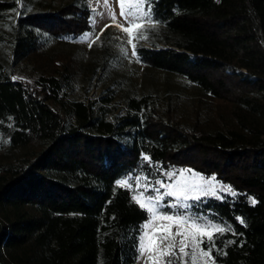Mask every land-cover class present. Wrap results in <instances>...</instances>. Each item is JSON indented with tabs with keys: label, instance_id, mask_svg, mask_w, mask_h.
I'll list each match as a JSON object with an SVG mask.
<instances>
[{
	"label": "trees",
	"instance_id": "trees-1",
	"mask_svg": "<svg viewBox=\"0 0 264 264\" xmlns=\"http://www.w3.org/2000/svg\"><path fill=\"white\" fill-rule=\"evenodd\" d=\"M21 1L0 0L10 66L91 30L87 0L37 14L20 10ZM149 6L159 40L138 44L137 61L186 79L208 109L226 107L197 108L187 124L171 106L160 110L149 95H133L123 114L109 117L110 91L71 103L70 122L54 105L64 102L75 71L30 83L0 61L1 143L42 145L25 163L0 165V264H136L149 218L132 199L136 181L149 196L157 180L181 170L215 176L237 193L190 209L228 229L212 234L215 262L264 264V0H145Z\"/></svg>",
	"mask_w": 264,
	"mask_h": 264
},
{
	"label": "rangeland",
	"instance_id": "rangeland-1",
	"mask_svg": "<svg viewBox=\"0 0 264 264\" xmlns=\"http://www.w3.org/2000/svg\"><path fill=\"white\" fill-rule=\"evenodd\" d=\"M73 1L22 0L20 10L26 14L53 12ZM137 3L138 0H124L125 13L127 14L129 11L133 13L126 20L121 15L120 0H87L88 7L92 11L90 18L91 30L89 32L84 33L77 39L54 40L45 54L39 57L35 56L31 60L24 61L16 66H10V51L6 42L9 25L0 23V61L11 71L13 77L30 83L34 82L40 75L47 76L55 72L60 75L64 67L75 71V76L70 80V83H65L62 94L64 102L54 105L69 117L70 122H74V118L69 112L71 103L94 101L112 91L113 100L109 104H105L109 109V117L124 113L125 101L129 96L149 95L160 110L171 106L178 120L190 124L194 120L196 109L206 110L210 103L204 100L205 98L202 97V93L197 87L189 84L183 77L151 69L137 61L135 54H133L136 46L142 43V45L149 47V42L159 40L157 34L161 30L160 25L154 23L151 17L149 19L144 15L147 12L144 4H141L138 10L135 7ZM25 6L30 11H25ZM20 10L17 9L16 12H13L12 17L17 15ZM137 15L140 17L138 21L136 20ZM113 16L115 19H113ZM133 22L139 23L140 27L131 28ZM125 28L130 29V32H125ZM85 34H88L87 39H84ZM100 105L101 101L98 100L96 107ZM216 106L219 108L226 107L225 104L222 105V103L217 102L206 111L216 110ZM41 148L42 145L39 142H32L23 147L10 148L2 145L0 139V165L25 163V161L32 159ZM181 171L171 179L168 177L163 183L173 185L178 182H186L188 184H199L204 189H208L209 185L204 181H211V188L214 190L215 195L211 192L206 196L201 194V200L208 197L223 198L224 195L229 194L222 191V186L229 185L217 180L215 176H212L215 177V180H212V177H206L192 170H183L184 175L181 176ZM201 177H203V180H201ZM141 185V182L136 183L135 189H139L138 193H144L143 197H139L141 203H147L145 199L147 195L141 190ZM156 187H159V185ZM166 190V188H159V194H163ZM138 193L135 195H138ZM150 195L155 197L158 193L153 191L152 188ZM166 198L167 202H165ZM169 203H175L174 198L164 196L162 204L167 205ZM187 203L193 205L196 202L187 201ZM164 208H168L169 213L174 214L191 213L190 209H172L169 207H161L159 211L164 212ZM150 215L149 213V218L145 223L150 221ZM199 222L201 221L199 220ZM161 224L166 225L168 222L160 219L152 220L147 231L152 233L153 230H156L157 235H159ZM144 231L143 228L141 235ZM173 231H176L175 227H173ZM186 231H190V229H186ZM179 239L177 237V240ZM206 240L207 237L204 236L203 242ZM203 242L200 247L207 251L203 247ZM186 251L190 255L181 257L178 264H193L192 255L195 253H193L192 242H188ZM149 255L148 251H145L144 256L139 254L136 264H150ZM211 257L214 259L212 254ZM195 264H205V258L197 256ZM208 264H212V261L209 260ZM215 264L217 263L215 262Z\"/></svg>",
	"mask_w": 264,
	"mask_h": 264
},
{
	"label": "snow or ice",
	"instance_id": "snow-or-ice-1",
	"mask_svg": "<svg viewBox=\"0 0 264 264\" xmlns=\"http://www.w3.org/2000/svg\"><path fill=\"white\" fill-rule=\"evenodd\" d=\"M145 0H138V3L135 7L139 10L141 4H144ZM121 4V15L127 20L130 16L133 15L131 11L127 14L124 11V0H120ZM25 11H30V9L25 6ZM151 8L149 6L148 11L144 13L146 17L150 19ZM113 19L115 17L113 16ZM140 17L137 15L136 20L138 21ZM140 27L139 23L133 22L131 28L135 29ZM125 32H130V29L125 28ZM88 38V34H85L84 39ZM135 54V53H133ZM144 159L150 162V157L145 156ZM190 171V170H189ZM175 172L168 173L169 178L175 176ZM180 175L183 176V170L180 172ZM145 180L147 177L144 178ZM203 180V177H201ZM212 180H215V177H212ZM139 179L136 181L139 184ZM121 186H129L128 180H122L118 182ZM159 187H154L153 191L158 193V195L147 196L145 199L147 203H141L139 197H143L144 193H138V195L133 196L141 208H145L151 215L150 221L143 225L145 231L139 237L138 252L140 256H144L145 251L150 253L148 260L150 264H178L181 257H187L190 255L186 249L188 248V242H192L193 245V254L192 260L195 264L197 256H202L205 258V264H208V261L211 260L212 264H215V260L211 257L212 244H213V232H224L227 231L225 227H221L216 224L211 223H201L199 222V217H194L191 213L188 214H174L169 212H161L159 208L169 207L172 209L183 208L189 210L193 207L192 204L187 203V201L199 202L201 200V194L215 195L214 190L211 188V181H204V183L209 185L208 189H204L202 185L199 184H188L177 183L173 185H165L163 181L157 180L155 182ZM144 187L147 189L148 185L145 184ZM159 188H166L167 190L163 194H159ZM222 191L235 196L237 193L231 188V186H222ZM164 196L173 197L175 203H169L167 205L162 204ZM257 201L253 198L251 203L255 205ZM155 219H160L162 221H167L168 224H161L159 228V235L157 231L153 230L152 233H149L147 229L150 227L151 221ZM241 223H244L243 219L240 220ZM173 227L176 228V231H173ZM190 229V231H186ZM204 236L207 237L209 247L207 251L200 247V244L203 242ZM177 237L180 239L177 240ZM229 243H233L229 241Z\"/></svg>",
	"mask_w": 264,
	"mask_h": 264
}]
</instances>
